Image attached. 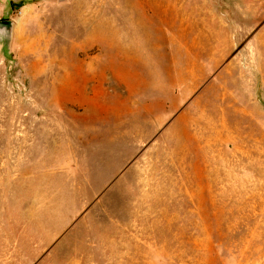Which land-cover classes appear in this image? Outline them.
<instances>
[{
    "label": "rangeland",
    "instance_id": "1",
    "mask_svg": "<svg viewBox=\"0 0 264 264\" xmlns=\"http://www.w3.org/2000/svg\"><path fill=\"white\" fill-rule=\"evenodd\" d=\"M8 3L0 264H264V0Z\"/></svg>",
    "mask_w": 264,
    "mask_h": 264
},
{
    "label": "water",
    "instance_id": "2",
    "mask_svg": "<svg viewBox=\"0 0 264 264\" xmlns=\"http://www.w3.org/2000/svg\"><path fill=\"white\" fill-rule=\"evenodd\" d=\"M10 3L5 7L3 17L0 19V56L9 57L13 37L14 22L7 18Z\"/></svg>",
    "mask_w": 264,
    "mask_h": 264
},
{
    "label": "bare ground",
    "instance_id": "3",
    "mask_svg": "<svg viewBox=\"0 0 264 264\" xmlns=\"http://www.w3.org/2000/svg\"><path fill=\"white\" fill-rule=\"evenodd\" d=\"M104 33V32H103ZM106 34V33H105ZM108 38V37H107Z\"/></svg>",
    "mask_w": 264,
    "mask_h": 264
}]
</instances>
